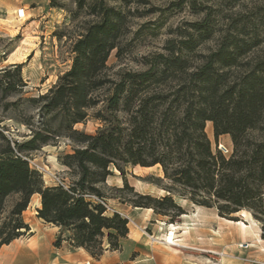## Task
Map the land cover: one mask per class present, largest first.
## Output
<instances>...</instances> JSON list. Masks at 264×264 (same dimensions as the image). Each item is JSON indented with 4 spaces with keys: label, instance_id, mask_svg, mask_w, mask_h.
I'll return each instance as SVG.
<instances>
[{
    "label": "trees",
    "instance_id": "1",
    "mask_svg": "<svg viewBox=\"0 0 264 264\" xmlns=\"http://www.w3.org/2000/svg\"><path fill=\"white\" fill-rule=\"evenodd\" d=\"M110 1L75 0L85 18L70 47L72 62L46 92L26 99L39 112L37 125L31 117L24 120L30 137L11 141L0 126V246L29 231L23 211L37 193L36 216L59 228L53 246L67 240L96 259L107 249L118 250L128 219L108 212L102 194L111 166L122 179L114 189L130 194L122 202L150 208L168 217L167 223L186 213L175 200L179 197L229 220L249 211L264 231V52L241 61L257 38L226 34L215 48L197 53L196 44L210 36L204 19L190 24L194 33L167 40L164 52L142 56L143 69L112 71L107 59L113 49L118 58L122 53L129 11ZM50 4L57 6L56 0ZM193 57L198 58L194 65ZM11 66L21 82L22 63ZM231 67L242 71L231 76ZM1 71L0 90L6 95L16 81L8 70ZM90 117L101 123L94 134L74 128ZM206 122L212 123L216 143L219 136H230L228 156L212 146ZM59 137L77 145L61 158L71 178L67 184L45 185L24 152ZM126 165H159L162 177L150 176L147 182L164 194L135 191L125 177ZM10 196L15 199L6 208Z\"/></svg>",
    "mask_w": 264,
    "mask_h": 264
},
{
    "label": "rangeland",
    "instance_id": "2",
    "mask_svg": "<svg viewBox=\"0 0 264 264\" xmlns=\"http://www.w3.org/2000/svg\"><path fill=\"white\" fill-rule=\"evenodd\" d=\"M56 3L57 6H51L50 0H0V78L3 69L13 74L12 78L16 81L15 89L6 95L0 90V126L11 141L22 142L30 137V129L24 123L25 119L31 117L33 125L39 122L37 105L29 103L26 99L46 92L56 82L57 77L69 69L72 62L73 53L70 47L84 25V11L77 10L75 0H56ZM110 3L121 7L124 12L129 11L126 18L127 30L120 39L122 53L118 58L115 55L116 50L113 49L107 59V65L112 66V71L143 69L140 61L142 56L164 52L163 47L167 40L177 42L187 31L194 33L190 24L204 19L207 20L210 36L196 44L197 53H206L208 48H215L221 37L226 34L245 40L257 38L258 44L241 57L242 62L264 52V0H133L124 5L111 0ZM19 7L25 8L24 19L15 17V11ZM9 60L16 62L9 63ZM191 61L194 65L198 63V58L193 57ZM15 63H22L21 82L18 81L11 66ZM230 71H232L230 75L233 76L242 71V68L238 70L231 67ZM2 84L0 80V85ZM12 101H16V105L4 107L6 102ZM207 125L206 122L205 127ZM100 126L99 120L90 117L75 124L74 128L86 134H94ZM206 133L215 147L213 129L211 132L207 129ZM218 142L230 149L232 147L228 134L219 136ZM76 146L75 142L68 138L59 137L36 150L24 152V155L29 165L41 173L45 185L57 184L58 181L67 184L71 174L61 163V158L72 153ZM110 171L111 174L106 178L108 182L105 181V185L102 186V194L107 200L108 212H113L125 209L122 204L126 203L122 202V197L127 198L130 194H121L114 189L122 186V179L119 171L113 166L110 167ZM124 171L128 183L135 191L156 193L153 190L155 185L148 183L147 179L150 176L162 177L159 165L152 167L126 165ZM161 183L164 184L165 181ZM14 199L15 196L7 198L6 208ZM175 200L183 205L185 210L193 209L189 201L179 197H175ZM240 212L233 214L235 220L232 221L243 219L248 225L247 228L242 229L235 223L220 220L219 232H213V228L217 227L212 223L218 214L216 209L209 208L202 215V222L198 223L197 230H193L192 235L197 238L186 237V241H179L182 237L179 234L182 231L177 229L176 233L168 236V243H165L175 245L171 243L174 241L188 245L187 248L183 247L189 253L186 261L188 264H264V231L249 211L243 210L242 214ZM250 217L255 224H250ZM23 219L31 223L39 221L44 224L36 216L33 199L23 214ZM162 221L167 223L168 217H163ZM128 227L131 231H135L134 229L139 231H135L140 243L139 248L135 249L128 245L126 236L120 240L121 246L118 250L107 249L98 259L87 253L90 264H147L149 259L153 260V256L161 252L163 254L171 252L176 255V261L184 262V258L178 256L181 255L178 250L182 247L180 245L167 247L160 244L162 241L158 237L161 236V232L158 228L152 230L149 222L136 225L130 215ZM29 233L27 231L21 237H27ZM133 234L130 236L133 237ZM211 235H215L218 240L217 253L209 251L213 244ZM191 239L197 241L199 249L190 248L196 247ZM65 247L69 250L78 249L72 248L67 240H63L59 247L50 243L47 245L45 252L47 260L44 264H51V255H56L58 249ZM23 264L30 263L26 261Z\"/></svg>",
    "mask_w": 264,
    "mask_h": 264
},
{
    "label": "crops",
    "instance_id": "3",
    "mask_svg": "<svg viewBox=\"0 0 264 264\" xmlns=\"http://www.w3.org/2000/svg\"><path fill=\"white\" fill-rule=\"evenodd\" d=\"M16 61H10L9 63H13ZM156 166V165H155ZM107 181V180H106ZM108 182V181H107ZM153 190H155L156 193H149L148 194H155V195H162L163 190L154 186ZM139 192V191H138ZM38 198L40 200L39 194L35 193L31 196L30 202L34 201V208L40 207V201H38ZM184 201V200H183ZM29 202V204H30ZM29 204L27 208L23 211V214L28 210ZM180 204V203H179ZM125 206V209L119 210L120 214H122L124 217L127 219L132 215L134 222L136 225H141L147 222L152 225V230H155L158 228L159 232H161V236L164 232L167 230V223L162 221L163 217L160 215H156L153 213L152 209L150 208H139V207H132L130 205L122 204ZM181 205V204H180ZM183 206V205H181ZM193 209L187 211L185 214H182L174 223L176 226L175 232L170 233L174 234L176 233V230L178 229L179 231H182L179 235L182 237L179 239V241H186V237H195V235H192L193 230H197V227L199 226L198 223H201L202 220V215L207 212L209 208L202 207V206H197L192 204ZM35 211V210H34ZM39 219V218H38ZM41 220V219H40ZM220 220H223L225 222H230L227 221L223 217H218L215 221H213V225H216V229L213 228V232H219V225H220ZM43 221V220H42ZM28 226L30 227L29 229V234L27 237H18L14 240H12L8 244H3L0 246V264H23L24 262H28L30 264H44L45 261L47 260V254L45 253L47 250V245L52 243L53 240L55 239L59 228L51 223H46L44 224L36 222V223H31V221H25ZM163 223V224H160ZM39 224L41 226H39ZM50 224V226H49ZM128 226V224H127ZM186 228V232H185ZM135 231L139 232L138 230L134 229ZM135 231H131L128 227V233H127V244L131 245L133 248L137 249L140 246V243L138 241V237L136 238V233ZM245 232V231H244ZM134 233V234H133ZM133 234V237H131ZM131 235V236H130ZM139 236V235H138ZM212 236V242L211 244V249L209 251L217 253L219 249L218 245V240L215 235ZM158 237V238H160ZM131 238V239H130ZM189 240V239H188ZM193 242H195V245L198 244L195 239H191ZM190 241V240H189ZM160 244L167 246V247H175V245H167L164 242H159ZM176 245H180L182 248H179L178 252L181 255H178L179 258H184V262L176 261L173 253H157V255L153 256V260H150L147 262V264H188L187 257L189 256V253L184 250V248L188 247V245H185L184 243H179ZM184 247V248H183ZM190 248H195L199 249V247L196 245V247H190ZM172 250H176V248H171ZM166 252V251H165ZM182 256V257H181ZM193 256V255H192ZM89 255L83 248H78L74 250H69L66 247L65 248H60L57 251L56 255H51V264H82L84 262L89 261ZM151 258V256H150ZM218 259V258H217ZM224 259V257L222 258ZM219 260V259H218ZM220 262V261H219ZM225 262V261H223ZM228 262V261H227Z\"/></svg>",
    "mask_w": 264,
    "mask_h": 264
},
{
    "label": "bare ground",
    "instance_id": "4",
    "mask_svg": "<svg viewBox=\"0 0 264 264\" xmlns=\"http://www.w3.org/2000/svg\"><path fill=\"white\" fill-rule=\"evenodd\" d=\"M207 123H208V125H207V127H205V131L207 132V129H209V131L211 132L212 131V125H211L210 122H207ZM38 201H40L39 198H38ZM242 212H243V210H241L240 214H242ZM226 220L239 225L240 227H242V229L248 227V225L245 223V221H243V219L242 220H237V221H232V220H229V219H226ZM249 221H250L251 225L255 224V222H254V220L252 218ZM160 224H163V223H160ZM166 226H168L166 232H164L162 234V237L159 238V240L164 242V243L168 241L169 234L175 232V229H176V226H175L174 223H167ZM185 232H186V228H185ZM171 243L175 244V245L178 244V243H176L174 241L173 242L171 241Z\"/></svg>",
    "mask_w": 264,
    "mask_h": 264
},
{
    "label": "built area",
    "instance_id": "5",
    "mask_svg": "<svg viewBox=\"0 0 264 264\" xmlns=\"http://www.w3.org/2000/svg\"><path fill=\"white\" fill-rule=\"evenodd\" d=\"M24 14H25V8L24 7H19L15 11V17L17 19H24ZM215 147L225 156H228L231 153V149L230 148H228L227 146L219 143L218 141L215 144ZM58 183H61V182L58 181ZM166 243H168V241ZM82 264H89V263L88 262H84Z\"/></svg>",
    "mask_w": 264,
    "mask_h": 264
}]
</instances>
